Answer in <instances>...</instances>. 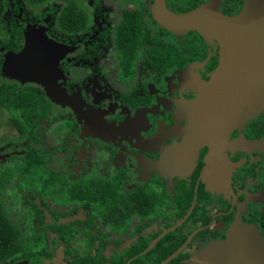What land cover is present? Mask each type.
<instances>
[{
  "label": "flooded vegetation",
  "instance_id": "af4514ba",
  "mask_svg": "<svg viewBox=\"0 0 264 264\" xmlns=\"http://www.w3.org/2000/svg\"><path fill=\"white\" fill-rule=\"evenodd\" d=\"M153 1L149 3L152 6ZM207 1L203 0L197 7ZM97 6H93L96 11ZM165 6L172 13L181 14L169 9L166 2ZM138 9L142 11V25L149 38L141 44L138 56L123 60V63L115 55L113 34L115 27L122 20L123 12L134 9L120 10L119 20L115 25L112 23L113 27L101 25L96 29L92 25L99 17L92 13L93 22L87 29L62 39L67 47L82 46L76 57L79 60H91V55L101 44L107 40L112 42L111 57L117 68L115 83L109 88V93L104 95L101 93L106 90H100L102 82L98 84L100 92L96 94L95 100L84 101L86 111L83 116L85 117L86 114L87 123L100 133L97 138L105 134L110 135L112 129L99 123L98 111L99 113L110 111L111 106L116 104L117 111H112L113 115L107 117V120L112 124H121L126 121L133 123L135 119L136 133L142 124L141 135L137 140L130 138L127 141L128 147L122 148V151L100 144L98 146L101 149L95 152L91 161L85 163V157L79 163L78 153L81 148L88 149L89 146L85 141L79 145L75 143V137L79 132L76 123L72 120L51 118L52 105L42 95V88L39 86L32 88L45 99L49 109L43 118L32 117L28 136L22 137L16 125L9 121L11 129L18 137L7 151L3 152L2 149L0 151V174L8 173L5 187H8L9 200L15 202L6 210L11 215L13 209H19V205H23L26 210L23 221L26 230L21 231L20 228H16L9 219L20 234L19 242L25 246L21 259L12 264L58 262L65 264L67 260L91 257L97 253L105 256L104 252L110 245V233L118 236L111 243L115 247L120 245L119 236L134 239V243L111 255L137 247L142 239L148 241L143 251L134 254L126 262L130 264L133 260L146 255L162 238L183 225L185 226L182 233L187 237L177 250L186 244L178 255L181 253L189 255L186 260L188 261L191 256L211 243L222 242L229 246V241L235 240L229 237V231L236 225L238 219L244 226L264 223V215H258L257 211L251 209L264 206V147L249 145L250 142L264 139L262 114L238 128L232 123L228 135H225L228 127L224 126L220 135L215 137H212L210 127L215 121L216 128L218 119H214L212 123H204L202 114L196 117L197 120L192 118L194 128L193 133L190 134L195 135L196 138L188 143L190 154H193L188 165L189 173L184 175L168 173L169 176L157 172V168L162 164L163 150L171 148L175 154L178 152L176 149L178 145L183 144V137L171 135L175 129L180 128L179 125L184 124L180 116L176 115L177 101L195 99V92L182 85L181 74L185 71L191 76V81L199 78L208 82L210 74L220 61L219 46L214 45L209 63L203 65L208 57V51L206 43L197 31L190 30L183 33L185 36L180 42L173 38L169 39L171 35L169 31L152 20V8L147 11ZM145 12H147L146 17H144ZM39 20L43 22L45 18ZM17 28L22 32L20 26ZM84 32L86 34L81 35ZM6 50L11 51L7 48ZM194 67L198 69H193ZM166 77L168 82H165ZM155 86L159 87V91ZM108 99H111L112 103H107ZM132 118L134 119L131 120ZM42 134H52L53 140L49 146H41ZM162 134L166 137L162 138ZM113 139H116V136ZM89 142L88 144L91 145L93 141L89 140ZM20 147L22 150L19 149ZM30 156H33L37 170H34L30 176H27L28 174L23 176L21 171H18L17 165L23 163L26 158L31 159ZM110 158H113L116 166L110 171H105L104 161ZM146 166H149V169ZM220 178L223 180L221 185L214 182ZM94 184L98 187V191L104 192L107 187L112 186V191L118 193L117 205L125 213L129 212V215L123 219L125 221L123 230H118L119 226L116 229L107 226L97 208H84L83 198L75 196L77 191L92 190ZM171 190L172 194L168 195V191ZM191 191L193 198L189 209L179 217L177 200L186 198ZM106 206L108 205L100 207V210L107 211ZM238 206L242 211L238 212ZM149 207L151 208L149 215H140L139 210L147 211ZM196 207H198L196 216L187 221ZM38 209L42 211V222L38 216ZM45 212L49 213V220ZM205 213L209 222L202 225L199 217H204ZM180 221H182L180 225L164 233ZM155 222L162 225L161 229L145 235L144 232ZM47 226L67 228L69 231L66 232V236L70 237V241L62 242L59 234ZM157 238H159L157 243L149 248ZM155 257L145 264H151Z\"/></svg>",
  "mask_w": 264,
  "mask_h": 264
},
{
  "label": "rangeland",
  "instance_id": "374dc122",
  "mask_svg": "<svg viewBox=\"0 0 264 264\" xmlns=\"http://www.w3.org/2000/svg\"><path fill=\"white\" fill-rule=\"evenodd\" d=\"M76 1L79 6H81L88 13L91 18V23L93 22L91 16L92 13L97 14L99 19L94 20L92 25L95 29L99 28L101 25L104 27H113L112 23L114 25L117 23L120 17V10L122 9L142 8L147 11L149 9L151 10L153 7L152 4H149L152 0H97L98 6L96 8H98V10L96 11L95 8H93V0ZM6 4L7 9L3 16L5 29L9 31L10 26H20L22 28V36L18 44L19 50L16 52L7 51L6 48L0 44V82H5L7 84L14 83L18 84L20 87L39 86L42 88V95H44V97L52 105L51 118L57 117L59 120H72L76 123L79 132L77 137H75V143L79 145L85 141L86 145L89 146L88 149L81 148L80 153H78L79 163H81L85 157V163L91 161L95 152L98 149H101L99 148L100 146H98L100 144L115 147V149H121L120 151H122V148L128 147L129 143H127V141L130 138L137 140L141 135L142 124L140 125V130L136 133L134 118L131 119H134L133 123L126 121L121 124H112L109 120H107V117H111V114L113 115L114 112L112 111H117L116 104L111 106L110 111L103 113H99L98 111V114H100L99 123H102V125L105 124L108 128L112 129V133L110 135L105 134L100 138H97L100 133L93 130L94 126H90L87 123V115L84 114L85 117L83 116V113L86 111L84 101L88 99L91 101L95 100L96 94H99L100 92L98 84L102 82L100 90H106V92L101 93V95H104L105 93H109V88H111V86L115 83V72L117 68L115 67L113 58L111 57L112 42L107 40L105 43L101 44L98 50L91 55V60H79L76 57L82 50V46L73 45L67 47L64 45L62 39L63 37L66 39V37L56 29L57 11L53 15L47 16L42 22L39 19L42 18V13L47 10L49 5L43 4L40 6H33L28 4L25 0H6ZM14 4L18 8L16 12ZM203 4L204 6H202ZM203 4L200 6H208L209 9L216 6L217 13L227 19H234V21H237L238 18L241 17L244 10L245 0H208ZM50 5L59 9L62 3L52 2ZM158 12L159 14L161 12V17L166 21V18L169 15L171 16L170 13L165 12L164 10H159ZM183 14L184 13H181L179 15H182V17H188L189 13L185 15ZM146 15L147 12L144 13V17H146ZM181 21L182 19H180V22ZM173 22L180 23L175 20ZM254 23L255 22H252V20H249L245 25V29L236 27L233 31L235 37L232 35L230 29L227 32H222L224 37L218 34L219 38L216 34H212L211 36L208 31H206V33H198L206 43V49L208 51V57L203 62V65L209 63L211 55L214 52L213 49L215 44L219 46L220 61L216 69L210 74V80L208 82L201 81L199 78H194L193 81H191L189 73L185 71L182 72L180 78L181 83L195 92V99H179L177 101L176 115L180 116V118L184 121V124L179 125L180 128L175 129L171 135H180L183 137V144L178 145L176 148L178 152L175 154L171 151V148L163 150L164 152L161 158L162 164L160 168H157V172L159 171V173L167 175H169L168 173H176L177 175L189 173L188 165L191 160L190 157L193 156V154H190L188 143L190 140L192 142L193 139L196 138L195 135L192 136L190 134V132L193 133L194 128L192 126V118L193 120H197L196 117H200L202 114L201 118L204 117V123H212L214 119H218L217 127H214L215 121L210 127L212 137L220 135L224 126L228 127L225 133V135H228L229 131L232 129L228 122L232 119V117H235L242 112V110L237 111L238 106L242 107L243 105L251 106L257 104L256 99L251 95H245V97L235 94L238 95L235 96L234 90L230 88L231 86L229 82L230 77L234 74L237 80L243 81L244 86L247 85L246 88H251L257 83L258 77L264 75V66H259L261 70L255 74L256 72L252 70L251 66H249L246 58L244 61L242 60L246 56L243 55V53H245L244 48L246 46L244 45L246 41L251 44V42L246 39V36L250 35L252 29L255 30L254 27H257ZM167 30L172 35H170L169 39L173 38L175 41L178 40V42H180L181 38L185 36L183 31L173 32L170 29ZM84 34H86V32L81 35ZM225 36H227V47L223 44ZM260 43L261 38L255 41V44ZM233 45H235L238 52L234 49ZM34 46L35 49L38 48V53L35 54L34 57L36 58L39 54L43 65L38 64V66H36L32 63V60L26 58L30 57V55L34 53ZM259 50L262 52L261 50H263V48H260ZM40 59L38 58V63L40 62ZM261 59H263V57L259 56V60ZM24 61L26 63H24ZM44 62H46L47 65H45ZM27 63H29L31 67ZM200 68H202V65H200ZM193 69L198 68L194 67ZM165 82H168V77H166ZM155 87V89L159 91V87ZM106 102L112 103V100L108 99ZM230 103H233V106H231V108L224 109ZM243 110L247 111L246 108ZM258 115L264 117V107L259 108L258 111L253 113L252 111H249L242 119L235 121L237 126L234 127H241L244 123L253 120ZM9 121L10 114L5 109L0 107V151L2 149L3 152L7 151V149L13 144L14 139L18 137L17 133L11 129ZM114 136H116V139H113ZM163 137L166 136L162 134V138ZM40 140L42 147L49 146L53 140L52 134H42ZM89 140L93 141V145L88 144L90 143ZM257 147H264V139L257 142ZM19 149L22 150V147ZM105 160V171H110L116 166L114 165L115 163L113 162V158ZM171 161L173 162L171 163ZM146 167L149 169V166ZM214 182L220 183L221 185L223 180L220 178L216 179ZM172 192V190L168 191V195H171ZM253 200L255 201L257 199ZM0 201L4 209H9V205H13V203H15L8 198L7 186L2 191ZM23 202L22 204H24ZM23 207V205H19V209H13L12 215L8 213L9 219H11L16 228H20L21 231L26 230L25 224H23L24 213L26 210ZM240 207L242 206L240 205ZM240 207L238 206V212L241 210ZM251 209L257 211L256 213H258V215H264V206H257ZM48 215L49 213L45 212L47 220H49ZM235 224L236 225H234L229 231V234L231 235L235 233V236H238V233L244 232V228L250 230V232L247 233L248 235L243 233V238L245 239L243 243L238 241L239 239L237 240V238L234 241L230 240L229 246L228 244L222 242L211 243L199 253L191 256V259L184 262V264H261L258 260L244 261L242 260V257H244V254L246 253L245 249L249 247V245H253L255 247L254 244H250L253 239L256 240L261 238L264 240V223H259L256 226H244V224H242L238 219ZM161 227L162 225L159 222H155L146 232H144V234L147 235L151 232H155L161 229ZM117 237L118 236H116V234L110 233V245L104 252L105 256L109 257L112 253L118 252L134 243L133 238L131 239L126 236H119L120 245L119 247H115L114 244L111 243ZM53 264L62 263L58 262Z\"/></svg>",
  "mask_w": 264,
  "mask_h": 264
},
{
  "label": "trees",
  "instance_id": "16d2710c",
  "mask_svg": "<svg viewBox=\"0 0 264 264\" xmlns=\"http://www.w3.org/2000/svg\"><path fill=\"white\" fill-rule=\"evenodd\" d=\"M25 1L33 6H40L43 4L49 5L47 10L42 13V18L53 15L57 11L56 29L64 36L78 33L90 26V17L87 12L79 6L76 0ZM202 1L203 0H165L168 8L177 13L189 12L195 9L198 3ZM52 2H60L62 5L59 9H56L50 5ZM97 4V0H93V6H97ZM6 9V0H0V44L8 50L17 51L19 47L16 44L21 36V29L17 28L15 25L10 26L9 31L5 29L3 16ZM14 9L15 12L18 9L15 4ZM148 38L149 36L142 25V11L139 9L125 10L123 12L121 22L115 27L113 34L114 45L116 47V57L121 63H123V60L138 56L141 44L148 40ZM159 54L161 53L159 52ZM0 107L10 113L11 122L16 125L19 133L24 138L28 136V129L31 126L32 117L36 116V119L43 118L49 109L45 99L41 97V95L32 87L19 88L16 84H7L5 82H0ZM32 157L33 156H30L31 159L26 158L23 163L21 162V164L17 165L19 169L18 171H21L23 176H26L27 174V176H30L34 170H37V164ZM25 170L27 171L24 172ZM6 174L8 173L4 174V172H2L0 174V194L5 187L7 179ZM111 187L112 186L107 187L104 192H101L98 191V187L94 184L92 190L83 189L82 191H77L75 196L77 195V197L83 198L82 206L84 208H97L103 222L107 226L113 229H116L119 226L118 230H123L125 228V221L123 219L126 215H129V212L125 213L119 208L117 205L118 193L113 192ZM192 198L193 192L191 191L187 194L186 198L177 200L179 205V207H177L179 217L184 215L189 209ZM199 198L200 196L198 199ZM105 204L108 205L106 206L107 211H104V209L100 210V207ZM197 209L198 207L193 210L187 221L192 220V217L196 216ZM139 211L140 215H149L151 208L149 207L147 211ZM38 216L40 218V222H42V211L39 209ZM199 218L202 221V225L209 222V219L206 217V213L204 217ZM184 226L185 225L166 235L150 252L133 260L130 264H145V262L154 258V256L156 257L151 264H160L172 253H174L185 241L187 235H183L182 233ZM47 228L56 231L62 242L66 243L70 241V237L68 238L66 236V232L69 231L67 228L63 226H47ZM19 235L18 230L13 226L8 218L7 210L2 207L0 202V264H12L13 262L21 259V253L24 251L25 246L19 242ZM147 244L148 241H144L142 239L137 247L129 249L127 252L113 254L110 257H105L97 253L91 257L67 260L65 264H126V262L134 256V254L143 251ZM188 258L189 255L181 253L168 264H184Z\"/></svg>",
  "mask_w": 264,
  "mask_h": 264
},
{
  "label": "water",
  "instance_id": "95a60500",
  "mask_svg": "<svg viewBox=\"0 0 264 264\" xmlns=\"http://www.w3.org/2000/svg\"><path fill=\"white\" fill-rule=\"evenodd\" d=\"M153 2H154L153 7H152L153 21L159 24L162 28L170 29L173 32L183 31V33H185L187 31L194 30V31H197L198 33H206V31H208V33L211 36L212 34H216L219 38V35L223 36L222 32H227L230 29L232 32V35L234 36L235 34H233V31L236 27H240V29L241 28L245 29L246 23L249 20H252V22H255L254 24L257 25V27H254L255 30L252 29L250 35L246 36V39H248L251 42V44L247 43L246 41L244 45L246 46L244 48L246 54L243 53V55H246V56L242 60L244 61V59L246 58V61L249 64V66H251L252 70L256 72L255 74H257L258 71L261 70L259 66H264V0H245L244 10L242 12L241 17H239L237 21H234V19H227L223 17L221 14L217 13L216 6L214 8L209 9L208 6L202 7L204 6L203 4L202 6L197 7L183 14L185 15L189 13L188 17H184V16L182 17V15H179V14L175 15L170 10H168L167 7L165 6V0H154ZM159 10L160 11L164 10L165 12H168L171 14V16L169 15L166 18L167 21L163 20V18L161 17L162 15L161 12L160 14L158 12ZM180 19H182L181 22H180ZM174 20L179 21L180 23L173 22ZM259 38H261V43L255 44V41ZM223 44H225V47H227V36H225V40H223ZM233 47L238 52L235 45H233ZM260 48H263V50H261L262 52H260L259 50ZM33 51L34 53L30 55V57H26V58H29L30 60H32V63L34 65L38 66V64H42L40 57L38 56L36 58L34 57V55L38 53V48L35 49V46H34ZM259 56L263 57V59L259 60ZM38 58L40 59L39 63H38ZM44 64L47 65L46 62H44ZM229 82L231 86L230 88L234 90V95L235 94H239L242 96L251 95L256 99V102H257V104H254L251 106H246V105H243L242 107L238 106L237 111L242 110V112L241 114H238L235 117H232V119L228 122L229 125H232V123L234 124L236 120L242 119L243 116L247 114L249 111H252L253 113L255 111H258L259 108L264 107V75L259 76L257 79V83L255 84V86L251 88H246L247 85L244 86L243 81L237 80L234 74L230 77ZM235 96H238V95H235ZM241 101H244V100H241ZM231 106H233V103H230L224 109L231 108ZM244 108H246L247 111H244L243 110ZM249 145L253 147H257V142H250ZM181 222L182 221L178 222L174 227H172L169 230H166L164 233H166L167 231L173 230L176 226L180 225ZM243 231L244 232L238 233L239 237L235 236V233L233 235L229 234V237L234 238V239L237 238V240L239 239L238 241H241V243H243V241H245V239L243 238L244 237L243 233H245V235H248L247 233H249L250 230L244 228ZM158 239L159 238L154 240L151 243L149 248H152L157 243ZM250 244H254L256 248L253 245H249V247L245 249L246 253L244 254V257H242V260L244 261H248V260L257 261L258 260L261 264H264V240H262L261 238L256 239V240L253 239V241H251ZM185 245L186 244H184L183 247ZM182 248L177 250L175 253H173L171 256L166 258L160 264H168L172 259H174L180 253Z\"/></svg>",
  "mask_w": 264,
  "mask_h": 264
}]
</instances>
